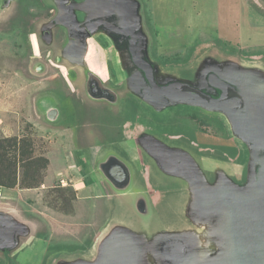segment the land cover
<instances>
[{
  "label": "rangeland",
  "instance_id": "rangeland-1",
  "mask_svg": "<svg viewBox=\"0 0 264 264\" xmlns=\"http://www.w3.org/2000/svg\"><path fill=\"white\" fill-rule=\"evenodd\" d=\"M131 1L137 6L140 29L141 44L137 55L153 66L155 82L177 80L215 97L213 90L216 88L211 82L214 78L240 93L248 102L253 90L251 77L264 83V48L242 47L236 41L242 35L235 27V0L214 1L215 7H221V29L217 32V26L216 29L210 28L200 36L196 34V28L200 26L198 19L189 22L190 30L186 27L190 10L196 14L201 7L196 0ZM253 3L256 9L264 11V0H253ZM51 8L55 9V13ZM74 8L73 15L80 25H85L89 17L105 15L104 0H96L92 4L75 2ZM212 10L207 8L205 15H211ZM58 15L55 0H0V111H3L6 102L3 96L7 94V102L12 104L9 107L13 114L11 124L16 131L11 137L24 136L30 140L32 157L44 158L47 167L50 164V171L58 170L50 189L42 194L35 190L39 187L25 188L23 176L26 175L29 181L34 177L43 184L47 167L41 170L43 163L39 164L40 169L34 175L32 167L24 170L18 166L17 185L8 189L18 188L24 192H15V196L10 198L0 194V217L8 218L18 228L22 225V217L37 219L38 209L42 206L49 210L67 211L75 197V186L79 183L85 181L93 194L99 193V181L103 179L99 168L107 156L117 158L132 172V163L137 158L142 155L147 159L150 157L143 150V144L148 141L169 148H186L185 152L188 150L189 155L196 154L192 144L203 143L205 159L210 154L208 148L215 147V157H221L224 165L220 168L210 165L209 168L214 166L229 185L234 184L232 174L240 172L239 167L233 165V158L238 153L243 152L242 155L257 159L255 150L233 138L234 131L225 111L229 109L227 106L209 110L192 102H183L198 108V111L188 110V116L182 117L170 115V110L162 111L163 106L141 104L139 108L135 99L126 101L132 90L123 80L137 83L140 75L130 62L125 40L98 30L87 41L84 56L70 59L64 54L69 40L68 29L57 23ZM198 37L200 40L204 38L206 43L192 44ZM258 44L264 45L262 42ZM86 71L97 74L115 92L117 104L94 101L88 97L83 84ZM17 109L23 111L22 114ZM257 111V107L249 102L250 125L256 123ZM70 157L75 159L72 167L68 163ZM86 158L92 162L86 161L84 165L82 160ZM137 163L135 167L140 166ZM67 168L73 173L70 180L66 178ZM253 171L252 164L246 175L248 184L240 192L253 194L254 187L249 183ZM61 180L66 186L61 185ZM171 184L164 190L176 189ZM234 187L237 188L236 185ZM120 199L127 211L116 214L115 220L118 221L114 224L125 226L138 246L146 245L149 250L155 236L164 228H170L171 212L177 210L178 204L174 202L173 207H167L170 199L167 195L164 201H158V209L150 208L148 215L142 216L136 211L134 195ZM88 205L91 203H85L84 208L88 209ZM190 219L192 224L208 220L195 213H191ZM19 230L21 232V228ZM24 230L28 233L18 232L17 243L8 251H21L23 247H28L30 241L29 247L33 248L39 240L46 243L57 241L46 236L36 238L35 227ZM43 233L48 234L46 229ZM45 244L40 242L35 249L25 252L23 258L29 260V264H37L34 256L46 250ZM49 250L48 256L53 264L57 259V249ZM151 258L149 250L147 257L142 258L143 264H152ZM59 262L86 264L88 260L83 252H78L70 257H61ZM0 264H4L1 257Z\"/></svg>",
  "mask_w": 264,
  "mask_h": 264
},
{
  "label": "flooded vegetation",
  "instance_id": "flooded-vegetation-1",
  "mask_svg": "<svg viewBox=\"0 0 264 264\" xmlns=\"http://www.w3.org/2000/svg\"><path fill=\"white\" fill-rule=\"evenodd\" d=\"M96 0H55L56 11H59L57 23L68 29L69 40L64 48V54L70 59H78L84 56L87 47V41L98 30H105L110 35L117 38L122 37L125 40L127 54L132 66L140 75L138 82H126L128 88L132 90L129 93L126 101L136 100L138 107L141 104H150L152 106H163L162 111L167 112L170 110V115L188 116V110L196 112L198 108L183 104L192 102L198 106L206 109H224L226 106L229 108L228 112L230 123L234 131L233 138H238L244 144H247L251 149L257 153V159L252 156L242 155L243 152L238 153L234 157L233 165L239 167V174H232L234 184L229 185L221 176L219 171L215 170L222 167L223 160L221 157H215V147H209L210 154L205 159L204 145L192 144L196 150V154L185 152L186 148H169L159 143L148 141L143 144V150L148 154L147 159L142 155L139 167L136 168L135 173L138 176L143 173L145 169L148 170L150 177V188L152 191L160 192L163 187L174 185L177 190H184L187 197L186 199V212H187V226L180 229L164 228L159 232L154 240L149 244V250L152 253V264H240L236 261V252L234 251L233 243V224L232 209L233 203L240 201L252 202L259 201L264 204V146L249 143L239 137L237 133V126L240 122V104L241 99L233 96L237 94L230 86L211 78L212 85L216 88V96L212 97L203 93L205 96L219 101H226L220 107H211L206 105L200 99L198 94L194 92H179L182 86L191 87L183 82L173 80L167 83L155 82L153 77V66L145 59L138 57V48L140 47V29L137 18V6L131 0H104L105 15L102 17H89L85 25H80L75 19L74 3L87 2L92 4ZM99 1V0H98ZM55 13V9H50ZM107 11V14H106ZM135 11L134 19H132V12ZM117 40V39H116ZM120 40V39H119ZM121 43V42H120ZM139 47H136L138 46ZM136 58V60H135ZM148 73L152 75L153 81L148 77ZM128 82V83H127ZM252 95L249 102L257 107L258 119L256 123L250 125L247 123V133L256 139H264V83L251 77ZM84 88L88 97L94 101H103L109 104H117L118 97L115 92L110 89L100 79V77L91 71H86L84 79ZM143 84V85H142ZM193 88V87H191ZM194 89V88H193ZM219 89V90H218ZM198 91V90H197ZM200 92V91H198ZM201 93V92H200ZM201 93V94H202ZM240 94V93H238ZM232 95V96H230ZM228 96H230L228 98ZM256 97V98H255ZM247 101L248 107V99ZM175 105L173 106L172 104ZM231 106V108L229 107ZM223 107V108H222ZM249 120V119H248ZM186 126V125H185ZM231 139V138H230ZM175 147V146H173ZM121 163L120 160L112 156H107L105 161L100 165V170L104 178L112 185L116 186L114 181L113 169L117 164ZM122 164V163H121ZM253 164V177L250 182L254 187L253 194H246L240 192L243 186L248 184L247 171ZM180 175L181 178H178ZM113 180V181H112ZM166 185V186H165ZM236 185L237 188H233ZM123 189L124 187H118ZM140 210L143 207L142 201H138ZM154 210V208H152ZM191 213H195L208 219L207 221H200L191 223ZM218 216V219L216 217ZM212 218V220H210ZM0 220V257L4 264H29V260L23 258V254L27 251L35 249L37 244L44 241H37L36 246L22 248L21 251L10 252L17 243L16 236L22 233L15 223L8 220V232L10 237L2 235L1 226H4ZM19 232V233H18ZM26 232V231H25ZM38 238V237H36ZM40 238V237H39ZM49 244V245H48ZM47 248L41 254L36 253L33 257L38 262L37 264H51L50 248L56 250L59 247L58 242H47ZM50 246V247H48ZM143 246H138L137 242L125 233H117L112 235L101 244L99 253L95 256H88V263L86 264H143L141 249ZM130 250V252H129ZM76 254V253H75ZM57 259L53 264H65L59 262L61 255L58 250L56 252ZM74 254H71L72 256ZM67 254H63V257ZM71 264V263H70ZM84 264V263H83Z\"/></svg>",
  "mask_w": 264,
  "mask_h": 264
},
{
  "label": "crops",
  "instance_id": "crops-1",
  "mask_svg": "<svg viewBox=\"0 0 264 264\" xmlns=\"http://www.w3.org/2000/svg\"><path fill=\"white\" fill-rule=\"evenodd\" d=\"M188 1L191 0H186V2ZM214 1L215 0H196L197 4L201 5V7L196 14L193 10H190V14L187 16L188 23H186V27L188 30L191 29V26L188 25L189 22L198 19V21L200 22V26L196 28L197 35H205V32L208 29H216V26V31L219 32V30L221 29L220 22H223L221 7L220 5L219 7H215V5L213 4ZM235 3L237 4L235 13L237 22L235 24V27L237 29H240V33L242 35L241 37L236 39L237 43L240 44V46L247 48H264V45L258 44L261 42L264 43L263 9H256L254 7L255 5L253 3V0H235ZM207 8L208 10L210 8L213 9L211 15L208 13V11L207 13L209 15H205V10ZM196 43L204 45L206 42L204 41V38L200 40V37H198L197 40L192 41V44L195 45ZM56 93L59 94L60 92ZM7 96V94H4L3 96V99L6 102L4 104L3 111H0V138L15 136L14 133L16 132L13 125L11 124L13 114L11 113L12 110H10L9 107H11L12 104L10 105L9 102H7V100H9V97ZM18 110L19 109H17L16 111ZM22 112L23 111H21L20 113L22 114ZM87 159L88 158H86L85 160L83 159L82 164L86 165V161L89 163L92 162L91 160L88 159V161ZM137 161L138 163H140L141 158H137L132 163V172H130V168L125 165L129 171L130 179L128 185L123 189L117 188L116 186L108 182L104 178V176H101L103 177V179L99 181L101 190L99 191V193L93 194L91 190L88 189L89 185H87L85 181H83L75 186V197L72 199V202L70 203L69 209L67 211L49 210L48 208H45V206H42L41 209H38L39 214L37 215V219L22 217V225H20V227H23L24 229L35 227V237L44 238V236H46V238H50L51 240L56 239V242L59 243V247L57 248V250L60 254H62V257L64 253L70 257L71 254H75L78 252H83L84 255L87 256V258L90 255L95 256L97 253H99L103 241L106 240V238L117 233H125L129 235L133 241H135L134 238L128 233V231H126L127 228L125 226L114 224L118 221L115 220L116 214L127 211L120 199L126 195H134L136 200V211L142 216L148 215L150 208L151 210L152 208L158 209V201H164V198L168 195V199H170L169 203L166 204L167 207H173L172 205L174 202L178 204L176 213L174 212L172 214V218H170V228L176 227V229H180L186 227L187 212L185 207L187 204V194L185 195L183 189L164 190L165 187H163L160 192L152 191L149 184L150 177L148 170L145 169L143 173L140 174L141 177L138 176V173H135L136 168H138L137 166L135 167ZM68 163L70 167H72V165L74 166V157L68 158ZM50 170L51 169L49 164L46 169V175L44 176V183L41 187L35 189L42 194L50 189L49 186L51 185L58 172V170ZM66 170V178L70 180L71 176H73V173L69 168H67ZM178 178H181L180 175H178ZM61 181H63L62 186H66L65 181ZM15 192H19V194H21L24 191L18 188L6 189L0 187V194L4 195L7 198L15 196ZM170 195L172 196L169 197ZM138 201H142L143 203V207L141 210L138 207ZM84 202L86 204L91 203L90 206L88 205V209L84 208ZM12 210L13 209H11V212ZM82 213H85V215H83ZM40 229H42V231H40ZM44 229L47 230L48 234L45 235L43 233ZM26 233H28V231H26ZM30 233L32 234V231ZM148 251L149 250L146 248V245H144L141 249L142 256L147 257Z\"/></svg>",
  "mask_w": 264,
  "mask_h": 264
},
{
  "label": "water",
  "instance_id": "water-1",
  "mask_svg": "<svg viewBox=\"0 0 264 264\" xmlns=\"http://www.w3.org/2000/svg\"><path fill=\"white\" fill-rule=\"evenodd\" d=\"M134 14L135 11L132 12V19L135 21L136 18H134ZM136 47H139V45ZM148 77L153 81L150 73H148ZM179 92H194L198 94V99L211 107H220L226 101V99L219 101L213 100L186 85L182 86ZM230 96H228V98ZM233 96L242 101L240 104V122L237 126L239 137L249 143L264 146V139H256L247 133L248 112L245 97L238 93L233 94ZM112 176L115 178L114 181H112L118 187H125L129 183V171L121 163L114 167ZM262 203L261 200L252 202L238 200L233 203L231 216L234 221L233 243L235 245L234 251L236 252L235 259L240 264H264V204ZM0 220H2L1 222L4 225L1 226L2 235H4V237L6 236V238L8 236L10 237L11 234L8 232L9 228L6 225L8 218L0 217Z\"/></svg>",
  "mask_w": 264,
  "mask_h": 264
},
{
  "label": "trees",
  "instance_id": "trees-1",
  "mask_svg": "<svg viewBox=\"0 0 264 264\" xmlns=\"http://www.w3.org/2000/svg\"><path fill=\"white\" fill-rule=\"evenodd\" d=\"M32 143L24 136L21 138L10 137L0 139V187L12 188L17 185L16 183V168L18 166L27 169L33 168L34 175L41 165V170L46 169L47 160L42 158L32 157ZM31 181L28 180L26 175L23 176V184L25 188H37L42 185V181L39 182L32 177Z\"/></svg>",
  "mask_w": 264,
  "mask_h": 264
},
{
  "label": "bare ground",
  "instance_id": "bare-ground-1",
  "mask_svg": "<svg viewBox=\"0 0 264 264\" xmlns=\"http://www.w3.org/2000/svg\"><path fill=\"white\" fill-rule=\"evenodd\" d=\"M88 141H90L89 139H87ZM175 213H176V211H175ZM171 214H173V211L171 212Z\"/></svg>",
  "mask_w": 264,
  "mask_h": 264
},
{
  "label": "built area",
  "instance_id": "built-area-1",
  "mask_svg": "<svg viewBox=\"0 0 264 264\" xmlns=\"http://www.w3.org/2000/svg\"><path fill=\"white\" fill-rule=\"evenodd\" d=\"M61 182V185H63V181H60Z\"/></svg>",
  "mask_w": 264,
  "mask_h": 264
}]
</instances>
